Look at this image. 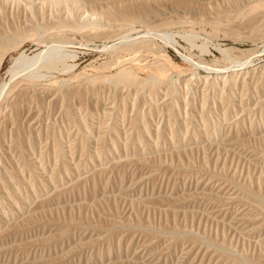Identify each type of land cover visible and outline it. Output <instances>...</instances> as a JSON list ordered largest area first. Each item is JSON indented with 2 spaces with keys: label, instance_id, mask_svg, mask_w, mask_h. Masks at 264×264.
<instances>
[{
  "label": "rangeland",
  "instance_id": "obj_1",
  "mask_svg": "<svg viewBox=\"0 0 264 264\" xmlns=\"http://www.w3.org/2000/svg\"><path fill=\"white\" fill-rule=\"evenodd\" d=\"M38 2L0 0L3 102L21 93L0 111V264H264V8ZM139 4L151 25H125ZM215 45L252 70L226 77ZM50 46L71 67L12 89L15 58Z\"/></svg>",
  "mask_w": 264,
  "mask_h": 264
},
{
  "label": "bare ground",
  "instance_id": "obj_2",
  "mask_svg": "<svg viewBox=\"0 0 264 264\" xmlns=\"http://www.w3.org/2000/svg\"><path fill=\"white\" fill-rule=\"evenodd\" d=\"M39 2V5L42 7V5L44 4H47L49 3V5H53V4H56L57 3H61V0H56V1H48V0H38ZM98 1V0H97ZM131 1V0H130ZM63 2V1H62ZM134 3V2H133ZM141 4H139L138 6H131V7H120V15L123 14L124 15V20H125V25H129L131 22L133 23V21H141V22H144V24L146 26H148L150 24V21H151V17H150V11L148 10V7H142L140 6ZM261 8H264V0H255V3L252 5L251 9H250V13L247 15L248 18L247 20L249 21V24H251L253 22V20L255 19V16L256 14L260 11ZM28 9V8H27ZM30 9V8H29ZM160 9V8H159ZM114 10V9H113ZM163 11V10H162ZM167 14V13H166ZM159 15V14H158ZM70 16V15H69ZM88 17V16H87ZM156 17V16H155ZM257 17V16H256ZM84 19V18H82ZM174 19V18H173ZM175 19H178V18H175ZM162 20V19H161ZM80 21V20H79ZM156 21H159L156 20ZM152 22V21H151ZM160 22V21H159ZM248 23V22H246ZM254 23V22H253ZM252 23V25H253ZM257 23V22H256ZM131 25V24H130ZM151 25V24H150ZM263 25V24H262ZM247 26V25H246ZM264 26V25H263ZM76 28H80L81 25L80 24H76L75 25ZM251 27V26H250ZM263 31H264V27H254L253 30L251 31V35L252 37H259L261 35H263ZM246 33V32H245ZM13 34V33H12ZM186 34V33H185ZM243 34V33H242ZM10 35V33H9ZM8 35V36H9ZM129 35V34H128ZM1 36V35H0ZM13 36V35H12ZM101 36V35H100ZM146 36V35H145ZM168 37H170L171 41L173 44H176L177 43V40L175 39V36L174 34H167ZM187 38L189 37L188 35H186ZM4 37V36H2ZM0 37V39L2 38ZM7 38V36H5ZM160 37H161V34H160ZM183 37V36H182ZM10 38V37H9ZM167 38V37H166ZM3 39V38H2ZM165 39V37H164ZM189 39V38H188ZM187 39V40H188ZM12 41V40H11ZM15 41V40H13ZM134 41V40H133ZM150 40H147V42H149ZM168 41V40H167ZM153 42V41H152ZM16 43V42H15ZM129 43H133L131 40L130 41H125L124 43L122 44H129ZM12 44H14V42H9V41H6V39L4 40H0V63L3 59V56L5 55V52L7 50V48L9 46H12ZM134 44V43H133ZM146 44V43H145ZM190 44L192 45V42H191V39H190ZM105 45V44H104ZM131 45V44H130ZM206 45V44H204ZM52 46V45H51ZM49 47L48 49L46 50H42L41 52H36V54L32 55V56H28V55H25V54H20L18 57L15 58V62L14 64L11 66V68L9 69L10 73H11V77H12V82L11 80H9L12 84L10 86H12V89H14L18 84H19V81L17 78L15 79V77L20 73V72H23L24 70H26L27 72L25 73L24 71V75L25 76H30L32 78L34 77H41L44 75L43 71L45 72H50L52 70L55 71L58 70L59 67H63V68H70L71 66H69L63 56H66L67 53L64 51V47L63 49L61 48V46L57 47V48H53V47ZM179 46V45H178ZM207 46V45H206ZM208 49V47H206ZM218 49H221L218 45H215ZM56 47V46H55ZM126 47V46H125ZM123 48V47H122ZM204 46H202V49L204 50L205 49ZM125 49V48H124ZM222 50V51H221ZM220 51L222 53H225L223 55H225V58L226 56L231 60V66L234 65L235 62H240V66L238 64L239 67H235V68H231V69H227L226 71H229L231 72V75L230 73L226 76V77H233L235 75V71L238 72H245V70L249 69L251 66H252V61H241L240 57H237L235 56L233 58V56L231 57L230 54L228 55V49H221ZM205 51H209V50H206ZM60 54H62L60 56ZM255 54V53H254ZM71 58V57H70ZM210 66V65H209ZM235 66V65H234ZM233 66V67H234ZM61 67V68H62ZM205 68H208L210 69H213V67H205ZM227 68V67H226ZM216 69V68H215ZM220 69V68H219ZM251 69V68H250ZM127 69H123L121 71H119L114 77H111L110 79H114V78H119L120 76H122L123 74L127 73L126 71ZM225 71V69H223ZM252 70V69H251ZM254 70V69H253ZM217 71V70H216ZM214 72V70H213ZM216 73H220V71L216 72ZM22 74V73H21ZM22 77V76H21ZM235 77V76H234ZM22 80V79H21ZM112 81V80H111ZM8 83V82H7ZM8 85V84H7ZM6 85L3 84V86L1 87L0 89V111H2L3 108H5L6 106H9L10 107V110L11 112H13V115H15L16 113V110L18 108V100H19V95L21 94L19 92V89L15 91V97L14 99L8 104L6 105L7 103H4L3 100L8 98L7 97V94L5 95L4 91L6 92ZM218 86V85H217ZM218 89V88H217ZM9 90V88H8ZM7 90V91H8ZM18 92V93H17ZM4 93V94H3ZM10 100V99H9ZM9 112V111H8ZM7 113V112H6ZM11 114V113H10ZM11 116V115H10ZM16 117V116H15ZM262 122V121H261ZM260 122V123H261ZM263 123V122H262ZM261 123V124H262ZM214 132V131H213ZM258 197V196H257ZM23 206V205H22ZM248 261V260H247ZM246 261V262H247ZM251 264V263H250Z\"/></svg>",
  "mask_w": 264,
  "mask_h": 264
}]
</instances>
